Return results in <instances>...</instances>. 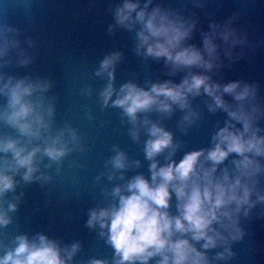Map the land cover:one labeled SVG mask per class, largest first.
<instances>
[{
    "label": "clouds",
    "instance_id": "obj_1",
    "mask_svg": "<svg viewBox=\"0 0 264 264\" xmlns=\"http://www.w3.org/2000/svg\"><path fill=\"white\" fill-rule=\"evenodd\" d=\"M193 8L205 0H190ZM166 7L156 0H118L109 4V34H133L136 56L163 62L168 79L135 78L117 86L119 50L107 51L78 89L95 97L101 113L118 110L120 124L140 146L144 162L119 144L83 192L98 190L87 209L84 227L112 249L111 258L89 257L86 264H230L242 242L245 221L264 219V97L260 84L217 79L221 70L243 59L252 48L247 32L236 27L239 13L210 21L200 31L201 44L190 43L199 18L187 6ZM26 45V46H25ZM36 40L22 29L0 22V264H75L79 240L64 242L43 231H7L26 195L36 184L52 202L49 185L73 170V187L81 184L86 164L74 154L90 150L87 136L65 119L57 123L60 94L51 76L12 74L38 59ZM239 48V51H237ZM183 74L179 82L171 77ZM103 81L97 90L89 81ZM198 101V102H196ZM196 102V103H194ZM224 113L207 147L188 150L165 121L177 112L176 128L184 136L199 128L206 114ZM85 118H96L89 109ZM111 124L101 120L100 127ZM7 130V131H4ZM183 151L177 161L178 152ZM129 173H135L129 175ZM11 194V195H9ZM78 195L83 193L77 191ZM71 198L61 194L58 202Z\"/></svg>",
    "mask_w": 264,
    "mask_h": 264
},
{
    "label": "water",
    "instance_id": "obj_2",
    "mask_svg": "<svg viewBox=\"0 0 264 264\" xmlns=\"http://www.w3.org/2000/svg\"><path fill=\"white\" fill-rule=\"evenodd\" d=\"M118 0H0V22H7L23 30L24 35L36 40L38 48L37 61L27 68H9L12 74L24 75L28 72L34 75L51 76L56 87L53 92L60 94L57 106V123L69 120L87 136L89 152L79 155L76 159L86 164V169L79 170L81 184L73 187V170L65 171L62 177L56 178L49 188L53 190L52 202L46 203L45 190L32 184L25 187L26 193L20 210L15 213L13 224L7 229L15 234L18 232L43 231L52 238L64 242L79 240L83 244L82 251L76 256L75 264H86L89 257L111 258L112 249L99 240L96 234L84 227L87 219V209L94 206L99 199V192L93 189L83 192V182L91 186L94 177L103 171L104 160L111 155V146L119 144L130 156L144 162V167L137 171L147 172V162L144 161L140 146L134 144L127 135L126 126L120 124L118 110L108 109L101 113L95 103V97L84 98L78 94V89L87 80L88 74L103 58L107 51L119 50L124 53V61L117 68V86L135 78L143 84L145 79H168L163 62L147 61L135 55L133 49V34L125 30H117L115 35L107 32L109 24L113 23L109 4ZM166 7L179 8L187 6L189 12H195L199 18L197 30L190 43L201 44L200 31L208 30L210 21L223 22L233 13H239L236 27L247 32L252 48L246 56L225 66L215 78L223 81L244 80L260 84V95L264 97V0H205V7L193 8L190 0H156ZM26 46V45H25ZM239 51V48H237ZM182 73L171 77L176 82L182 78ZM97 90L103 81H89ZM198 102V101H196ZM194 102V103H196ZM91 110L95 120L90 122L85 118V111ZM206 119L199 128H194L184 136L176 128L175 122L180 113L165 121L166 126L173 130L176 137L183 139L186 149L194 150L207 147L214 125L219 121L222 125L225 114L207 113ZM101 120H110L111 124L101 128ZM264 127V121L260 122ZM7 131V130H4ZM183 151L178 152L179 161ZM135 173H129L133 175ZM79 189L82 195H78ZM68 192L71 198L58 202L61 194ZM11 195V194H9ZM243 226L247 235L242 242L233 246L237 253L230 264H264V219L245 221Z\"/></svg>",
    "mask_w": 264,
    "mask_h": 264
}]
</instances>
